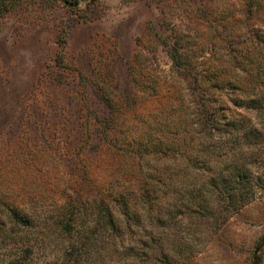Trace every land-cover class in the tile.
I'll return each instance as SVG.
<instances>
[{
    "label": "trees",
    "instance_id": "16d2710c",
    "mask_svg": "<svg viewBox=\"0 0 264 264\" xmlns=\"http://www.w3.org/2000/svg\"><path fill=\"white\" fill-rule=\"evenodd\" d=\"M241 1L206 28H149L130 95L111 56L23 95L0 125V264H192L203 226L264 192V0ZM41 92L45 118L24 105ZM263 252L264 235L248 264Z\"/></svg>",
    "mask_w": 264,
    "mask_h": 264
},
{
    "label": "rangeland",
    "instance_id": "374dc122",
    "mask_svg": "<svg viewBox=\"0 0 264 264\" xmlns=\"http://www.w3.org/2000/svg\"><path fill=\"white\" fill-rule=\"evenodd\" d=\"M49 3L21 0L14 9L0 12V125L39 79L65 81L69 87L76 72L90 78L97 60L103 63L110 56L115 81L130 95L136 87L128 65L149 28L164 35L167 28H206L205 21L222 10L235 16L243 13L241 0H81L77 7ZM60 54V63L50 66ZM156 56L160 68L168 71L170 58L161 49ZM38 95L36 99L27 95L24 105L32 103L45 118V95ZM210 230L203 226V248L192 264H248L264 235V192L215 233Z\"/></svg>",
    "mask_w": 264,
    "mask_h": 264
}]
</instances>
